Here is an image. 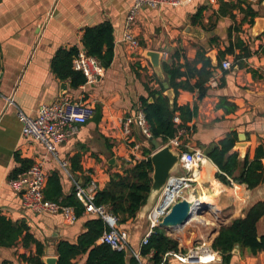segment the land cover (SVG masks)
Returning <instances> with one entry per match:
<instances>
[{
	"label": "crops",
	"instance_id": "obj_1",
	"mask_svg": "<svg viewBox=\"0 0 264 264\" xmlns=\"http://www.w3.org/2000/svg\"><path fill=\"white\" fill-rule=\"evenodd\" d=\"M222 2L237 5L234 9L225 7L233 11L234 18L230 14H220ZM249 3L259 11V16L253 25L245 22L239 33L254 51L246 60L247 67L224 69L221 64L207 82L208 90L203 99H199L197 90L180 89L178 104H196L198 113L188 122L190 129L179 131L178 138H175L179 143L176 147L172 145L175 139L165 144L156 139L161 146L170 145L179 155L173 171L178 167L184 173L183 151L202 150L199 143L218 141L229 132L238 133L234 149L239 152L240 159L247 153L253 158L257 146L264 144V34L258 37L264 27H257V21L264 18V0H192L160 9L145 6L133 26L140 43L137 48L121 40L132 0L0 1V215L14 222H25L30 227L31 233L45 244L43 259L58 257L57 243L62 239L75 242L85 230L86 222L96 216L84 211L74 222L68 223L61 213H39L26 207L21 193L10 185L11 180L28 171L16 173L22 166L18 158L29 164L42 163L46 181L49 174L58 171L65 193L78 184L89 186L91 181L97 184V190L104 188L112 172H122L146 158V149H152L150 156L157 150L153 142L154 146H151L142 136L137 125L132 126L129 136L122 134V120L142 107L141 97L149 94L147 84L152 89H160L157 77L168 82L164 73L163 78L157 75L146 55L148 51L163 54L161 66L164 62L183 64L186 59L193 61L199 47H204L208 50L207 55L210 53L217 59L219 50L229 43L228 30L242 21L243 7ZM201 8H204L201 18L194 19ZM105 21H110L114 27L113 61L105 68L99 82L85 88L82 85L73 88L69 80H61L53 72L52 58L60 48L83 47L86 27ZM177 50L181 52L179 59L173 56ZM225 59L233 63L231 56ZM10 95L14 96L15 105L7 104L5 97ZM63 98L84 99L95 107L96 112L86 123L79 124L66 141L58 144L56 158L42 143L23 135L17 111L21 109L36 116L41 106ZM221 98L235 103L236 110L227 112L219 107ZM241 133L244 140L239 139ZM75 154L81 156L79 170L72 169L71 158ZM207 161L214 169L208 178L195 183L194 187L200 198L208 196L202 201L205 206L200 212L203 221L192 218L187 223L194 220L183 227L162 228L179 241L181 252H187L195 243L202 242L215 254V260L183 263L168 252L163 264H223L220 253L212 248L220 227L244 217L251 205L264 200V184L254 189H249L246 184H224L215 177L217 166L209 159ZM62 162H66L65 167ZM162 191L150 194L134 219L122 226L119 222L120 227L129 233L128 258L132 251L141 250L142 239L151 229L147 213L159 201ZM259 232L264 233V218L259 222ZM24 252L29 253V250L21 243L10 248L0 246V260L23 264L18 256ZM233 253L230 264H264V251L252 255L248 251L242 253L237 247V252ZM86 258L87 254L78 256L77 264H83Z\"/></svg>",
	"mask_w": 264,
	"mask_h": 264
},
{
	"label": "trees",
	"instance_id": "obj_2",
	"mask_svg": "<svg viewBox=\"0 0 264 264\" xmlns=\"http://www.w3.org/2000/svg\"><path fill=\"white\" fill-rule=\"evenodd\" d=\"M225 7L234 9L237 5L222 2L219 11L221 15L230 14L234 18L233 11ZM203 10L204 8H201L194 19H200ZM243 12L242 21L228 30L229 43L224 49L219 50L217 65H213L211 57L207 55L208 50L204 47L198 48L193 61L186 59L183 64L162 63L163 73L167 75L168 83L174 89L175 98L173 102L169 100L164 93L166 89L163 80L157 76V82L161 85L160 89H152L147 84L149 94L141 97V103L150 126L152 139L160 140L162 144H165L171 139L178 138L180 130L190 129L188 122L197 115L198 106L196 104L179 105L177 98L180 89L197 90L199 99H203L208 90L207 82L213 78L216 69L227 56L233 58L232 68L247 67L246 60L254 51L249 42L239 33L245 22L250 25L255 23L259 11L249 3L243 7ZM234 32L236 35H233ZM263 34L264 32L258 37ZM82 42L88 54L98 57L105 68L110 66L115 47L114 27L110 21L86 27ZM77 52V46L60 48L51 61V68L56 76L61 80H69L73 88H78L86 82L84 74L75 70L73 66ZM180 53L177 50L173 56L179 59ZM199 64L201 65L198 66ZM251 71L253 72L252 69ZM192 79H195L194 83ZM218 106L223 107L227 112H233L237 108L235 103L226 98H221ZM176 115L180 118L179 123L174 120ZM142 136L150 142L151 146H154L151 138ZM237 138L238 133L232 131L218 141L209 144L199 143V146L204 155L217 166L216 179L224 184H246L249 189H254L264 184V144L257 146L253 158L247 153L243 159H240L239 152L234 149ZM181 149L187 150L186 147ZM151 152V148L144 150L146 158L136 161L133 165L124 168L122 172H112L107 185L96 192L95 203L105 204L110 211L117 214L120 217L121 226L134 219L148 201L153 182ZM80 159V154H75L71 158L72 169L81 168ZM18 160L22 162V166L16 170V173L24 172L32 165L25 159L18 158ZM44 193L47 199L73 206L77 218L85 211V206L77 196L75 187L69 193L64 192L61 176L56 170L47 177ZM262 218H264V200H259L249 207L244 217L220 227L218 235L213 240L212 248L220 253L223 264L231 263L233 251L237 247L242 253L248 251L252 255L264 251V233L259 232V222ZM106 228V224L100 217H94L86 222L85 230L79 234L75 242L60 240L56 245L58 264H77V258L82 254H87L83 264H134L136 259L132 255L130 258L127 257L128 250L113 249L109 244L99 242ZM19 243L29 250V253L24 252L18 256L23 264H46L43 259L45 244L31 233L30 227L25 222H14L0 215V246L10 248ZM32 246H35L34 251ZM172 251H181L179 241L169 236L161 226L154 227L148 242L141 247L142 255L156 264L164 263L165 254ZM0 264L16 263L5 259L0 260Z\"/></svg>",
	"mask_w": 264,
	"mask_h": 264
},
{
	"label": "built area",
	"instance_id": "obj_3",
	"mask_svg": "<svg viewBox=\"0 0 264 264\" xmlns=\"http://www.w3.org/2000/svg\"><path fill=\"white\" fill-rule=\"evenodd\" d=\"M191 1L132 0V4L125 18V26L121 40L129 43L132 48L140 46L139 40L133 32V26L143 7L147 6L160 9L164 6H180ZM73 66L75 70L81 71L86 78L85 84L82 85L83 88L99 82L105 73V67L99 58L88 54L84 47L78 48V52L73 60ZM231 66L232 63L229 59L222 61V67L224 69H230ZM5 98L8 105H15L13 95ZM95 112V107L84 99L72 100L63 98L51 104L41 106L36 116L29 115L21 109H18L17 115L22 123L23 135L30 136L42 143L51 155L58 158V144L66 141L68 136L76 131L77 126L86 123L94 116ZM174 120L179 123V116L176 115ZM133 125H137L145 137L151 138L150 126L142 107L123 118L122 134L125 137L132 133ZM173 143L175 145L179 144L177 140H173ZM207 160L208 158L200 149L182 152L181 161L186 172L183 175L169 174L159 201L147 213L151 229L143 237L141 245L148 242L154 227L161 223L175 203L190 197L195 183L199 182L197 177L198 173L203 171V166ZM61 164L63 167L66 166V162H62ZM10 185L17 192L21 193L23 203L29 209L39 213H61L68 223H72L77 219L73 206L65 205L45 197L44 188L46 185V176L43 172L42 163L32 164L24 175H19L11 180ZM87 186L78 184L76 192L85 206V212L100 217L107 226L99 238V242L109 244L113 249L127 250L129 248V233L120 227V217L110 211L105 204L95 203L97 184L94 181H91L89 186ZM208 251L211 252L208 247L201 243L190 248L187 252L172 251L169 254L183 263H194L204 262L201 260V256ZM131 253L136 259L134 264H156L149 258H145L141 250L132 251ZM214 260L215 254H213V258L210 261Z\"/></svg>",
	"mask_w": 264,
	"mask_h": 264
},
{
	"label": "water",
	"instance_id": "obj_4",
	"mask_svg": "<svg viewBox=\"0 0 264 264\" xmlns=\"http://www.w3.org/2000/svg\"><path fill=\"white\" fill-rule=\"evenodd\" d=\"M257 27L259 29L264 27V18H261L259 21H257ZM146 55L151 60L157 75L163 78V70L161 66L163 54L159 51L150 50ZM209 56L211 57L213 63L217 65L218 60L212 57L210 53ZM162 80L166 89L165 94L168 96L169 100L173 102L175 98L174 89L170 87L166 80ZM66 86V83H63V87L66 88ZM239 139L244 140V134H239ZM152 142L156 146L157 150L151 155V160L153 163V182L150 194L159 193L164 188L169 174L173 171L178 163L179 157V155L171 149L170 145L161 146V144L156 139H152ZM193 191L194 192H191L188 199H182L173 205L170 212L161 221V227L180 228L183 227L195 215L200 214L201 210L205 208V206L199 197L198 191L195 188ZM234 252H237V248L234 250ZM44 261L46 264H58V257H45Z\"/></svg>",
	"mask_w": 264,
	"mask_h": 264
},
{
	"label": "bare ground",
	"instance_id": "obj_5",
	"mask_svg": "<svg viewBox=\"0 0 264 264\" xmlns=\"http://www.w3.org/2000/svg\"><path fill=\"white\" fill-rule=\"evenodd\" d=\"M205 167H204V170L203 171H200L198 173V180L199 181H203L206 177L208 178L209 177V173H211L213 171V166L210 165V163L208 161L205 162ZM220 185V184H219ZM235 188V187H234ZM222 190V189H221ZM192 192V191H191ZM203 193V192H202ZM236 194V193H235ZM208 197V196H207ZM207 197H202L201 198V201H206L207 200ZM239 197V196H238ZM242 199V198H241ZM197 200V199H196ZM194 200V201H196ZM198 215H195L194 218L195 219H198V220H202L201 217H197ZM185 240V239H184ZM213 258V252H206L204 254H202L201 256V260L204 261V262H207V261H210L212 260Z\"/></svg>",
	"mask_w": 264,
	"mask_h": 264
},
{
	"label": "rangeland",
	"instance_id": "obj_6",
	"mask_svg": "<svg viewBox=\"0 0 264 264\" xmlns=\"http://www.w3.org/2000/svg\"><path fill=\"white\" fill-rule=\"evenodd\" d=\"M176 140V139H175ZM173 146H175L176 147V145L175 144H172ZM174 173L173 174H181V173H184V171L182 172L178 167L173 171ZM197 217H201V219L203 218L202 217V214H199V216H197ZM194 218V217H193ZM194 220V219H193ZM193 220H191V221H193ZM190 221V222H191ZM203 221V220H202ZM189 222V223H190ZM189 223H187V224H189ZM193 223V222H192ZM202 243V242H201ZM198 244H200V243H195L193 246H192V248L194 247V246H196V245H198ZM171 258H174V257H172L171 256Z\"/></svg>",
	"mask_w": 264,
	"mask_h": 264
}]
</instances>
